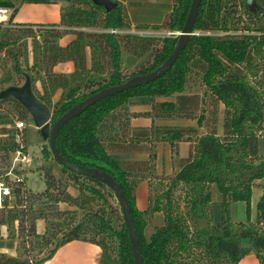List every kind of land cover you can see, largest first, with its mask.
I'll return each instance as SVG.
<instances>
[{"label":"trees","instance_id":"1","mask_svg":"<svg viewBox=\"0 0 264 264\" xmlns=\"http://www.w3.org/2000/svg\"><path fill=\"white\" fill-rule=\"evenodd\" d=\"M65 1L60 23L20 24L13 21L15 0H0V8L12 9L8 24L14 25L0 24V91L21 85L30 75L33 92L52 110L51 125L101 89L153 71L169 58L179 38L110 32L135 26L119 0L109 13L92 0ZM192 1L175 0L162 26L181 32ZM197 16L187 46L167 73L91 105L65 123L56 147L72 163L103 169L122 186L144 264H239L250 253L264 264V194L256 217L251 214L253 188L264 179V0H202ZM65 63L72 65L68 73L58 68ZM194 77L214 96L217 110H206L208 92L193 91ZM137 98L150 109L132 112L131 100ZM4 104H11V110H3ZM15 117L24 123L32 119L16 98L0 100V179L6 178L12 153L28 152L9 127ZM137 117L150 119V125H133ZM192 120L195 125L186 123ZM201 128L207 130L200 134ZM183 141L190 144L186 157L179 155ZM157 143L170 150V173L158 172ZM43 147V158H54L48 144ZM138 153L147 157H115ZM43 177V191L14 183L12 197L0 208V264H45L74 240L99 245L103 264H135L121 205L110 186L64 165L60 176L46 166ZM144 180H149V206L139 210L136 190ZM213 183L223 196L219 223L212 215ZM238 201L246 204L245 222L229 214L230 204ZM158 212L165 222L149 231ZM39 219L45 223L42 232ZM5 247H16V255L2 251Z\"/></svg>","mask_w":264,"mask_h":264},{"label":"rangeland","instance_id":"2","mask_svg":"<svg viewBox=\"0 0 264 264\" xmlns=\"http://www.w3.org/2000/svg\"><path fill=\"white\" fill-rule=\"evenodd\" d=\"M63 1V6H66L68 4L65 0H59ZM123 4L127 5L129 17H131L133 25H135L130 30H124L123 34H137L141 36H147V37H167L169 30L165 29L163 24L166 23V21L170 18V13L172 9V5L175 3V0H119ZM18 12L16 14V17L18 20H21L22 22H45L46 20H42L43 17H39V15L34 16V5L35 3L30 2H21V0H15ZM55 4V3H51ZM11 16V15H10ZM9 16V18H10ZM49 17V16H48ZM45 19H49V18ZM38 24V23H37ZM147 25L148 28L142 29L136 25ZM13 27L14 25H4V28L7 27ZM154 26H162L160 28H154ZM35 29H39L36 27ZM86 31H92V32H99L98 29L94 28H83ZM30 41V40H29ZM2 72L0 71V78H2ZM261 78L264 80V73L261 75ZM193 91H197L203 95L205 92H208L205 96L206 103L204 104L205 108H207V111H213L214 109L217 110V105L214 103V96L209 91H206L207 89L204 88V86L201 85V81L199 77L191 78ZM195 84H194V83ZM25 82H22L21 85H23ZM162 100V99H160ZM143 98H137L132 99L130 107L132 112L137 111H146L147 105L144 104ZM221 108V106H219ZM3 110H11V104H4L1 106ZM32 120V119H31ZM28 120L25 122V127L23 130L17 129L16 123L20 122V120L17 119V117L14 118V122L10 124V128L13 130H16L17 133L20 135H23V139L25 140L23 143L28 147L27 156L30 158L29 163L26 162H20V161H14L15 153H12L10 156V165L8 170L11 169L14 162H16V169L15 173L18 174V176H21L24 180L25 184L27 185V188L29 190L38 192L43 191L46 189V183L44 181L43 177V169L50 165L54 171V173L57 176H60L62 165H60L54 158L50 160H45L42 156V150L43 145H47V143L43 140L41 132L39 129L36 128L33 120ZM159 122V121H157ZM136 123H142L141 120H137ZM186 123L189 124H196L195 121H186ZM207 129L201 128L200 134L204 133ZM165 146V145H164ZM161 144V156L158 160L159 166L161 167V172L165 171L170 173L172 171V162L170 158V150L168 148L164 147ZM263 152H264V138H263ZM153 186H157V181L153 182ZM263 187H264V179L258 180L256 182V185L253 188L252 191V201H251V214L252 218L256 217L257 212V204L259 200L263 197ZM71 191L74 194H77L78 191L74 187H71ZM148 190L145 185L138 187V199L139 204L141 206H144L147 204L149 206V199H148ZM211 197H213V205H212V215L213 220L215 223L221 222L222 219V202H223V196L219 190V187L216 183L212 184L211 187ZM115 203L118 204L117 200H115ZM67 205L63 204L61 205V208H66ZM246 210V204L242 201L238 202H232L230 204L229 208V214L231 216V219L236 222H245L247 221V214H245ZM157 217V216H156ZM162 218V217H161ZM163 219V218H162ZM165 222V219H163L162 224ZM155 226L154 220L150 221V228L149 231L152 230V228ZM3 234L5 236V243H8L11 238L6 237L7 231L6 228L3 229ZM5 249H10L8 247H5ZM16 250V249H15ZM34 254V253H33ZM38 256L42 257L41 254H38V252H35ZM34 254V255H35ZM9 255V254H8ZM239 264H259V260L257 256L254 253H250V255H247L244 257Z\"/></svg>","mask_w":264,"mask_h":264},{"label":"water","instance_id":"3","mask_svg":"<svg viewBox=\"0 0 264 264\" xmlns=\"http://www.w3.org/2000/svg\"><path fill=\"white\" fill-rule=\"evenodd\" d=\"M69 1V0H68ZM96 6L103 7L107 13L115 10L119 6L118 0H92ZM202 0H193L190 6L188 17L185 25L180 32L178 42L172 51L169 58L160 66L156 67L153 71L136 75L135 77L119 83L115 86L106 87L100 90V92L88 96L82 102L72 106L61 116L53 125L50 120L52 117V110L45 104L37 95L33 92L31 76L27 75L26 81L23 85H11L6 89L0 91V100L10 97L16 98L19 103L25 108L26 111L32 116L33 122L37 129L40 130L43 140L50 147L54 158L59 163L67 166L70 170L80 175H86L99 182H104L110 186L115 193L116 199L119 200L121 205L122 214L125 224L128 229V235H130L132 253H134L135 264H144L143 254L141 253L140 239L137 234L133 217L131 216V207L129 200L126 198L122 186L115 181L113 176L105 170H100L95 167L80 166L72 163L67 158H64L58 148L56 147V139L60 131L63 129L65 123L69 120L80 116L91 105L99 102L101 99L118 94L127 89L135 88L138 85L146 84L154 81V79L161 77L172 67L175 61L178 59L181 51L187 46L190 36L193 34L194 25L197 20V14ZM251 3L252 0H249Z\"/></svg>","mask_w":264,"mask_h":264},{"label":"crops","instance_id":"4","mask_svg":"<svg viewBox=\"0 0 264 264\" xmlns=\"http://www.w3.org/2000/svg\"><path fill=\"white\" fill-rule=\"evenodd\" d=\"M116 1V0H115ZM63 6V1H58L55 2V4L51 3H43V4H36L34 5V16L39 15V17H43L42 20H46L45 22H32L29 21V23L33 24H52V23H60V13L61 9ZM49 16V17H48ZM49 19H45V18ZM14 23H20V24H25V22H22L21 20H18V18L15 16L13 19ZM60 70L65 69V71L68 73L72 70V65L70 63H65L62 64L58 67ZM147 108H149L147 106ZM150 109V108H149ZM147 109V110H149ZM146 110V111H147ZM137 120H141L142 123H136ZM151 123L150 119L144 118V117H137V119H133L132 124L137 126V125H142V126H149ZM157 169L158 172L161 173V167L159 166V158L161 156V144L162 143H157ZM164 146V144H162ZM168 148V146H164ZM189 149H190V144L187 142H180L179 145V155L180 157H186L189 154ZM169 150V148H168ZM117 158H123V159H133V160H138L142 158H146L147 154H120V155H115ZM149 180H144L142 181L139 186L145 185L148 193L150 191ZM138 186V187H139ZM149 195V194H148ZM136 199H137V206L138 209L144 210L147 209L148 207V201L147 204L144 206H141L139 204V199H138V188L136 190ZM157 216V217H156ZM153 220L155 222V226H158L162 224L164 216L161 212L155 213L153 215ZM163 219H162V218ZM45 223L43 220L39 219L37 221V229L39 232H42L44 230ZM16 247L5 249L3 248L2 251L6 252L10 256L16 255ZM102 249L99 245L89 242V241H80V240H74L71 242H68V244H65L61 246L53 255L52 258H50L49 261L45 262V264H103L102 263Z\"/></svg>","mask_w":264,"mask_h":264},{"label":"built area","instance_id":"5","mask_svg":"<svg viewBox=\"0 0 264 264\" xmlns=\"http://www.w3.org/2000/svg\"><path fill=\"white\" fill-rule=\"evenodd\" d=\"M12 13V9L10 7H2L0 8V24L8 25L9 23V16ZM112 33H123L124 30H110ZM196 34H200L199 32H195ZM168 36L174 35V36H180L179 31H169ZM17 129L23 130L25 127V123L23 121H20L16 123ZM16 142L20 144V148L23 147V139L22 135L17 134L16 136ZM14 161H20V162H26L29 163L30 158H28L27 153L23 152L22 149H19L15 152ZM16 162L12 165L11 169L6 173V178L0 179V208H3L5 206V200L12 197V190L14 183H19L24 181L21 176H18L15 172V165Z\"/></svg>","mask_w":264,"mask_h":264}]
</instances>
